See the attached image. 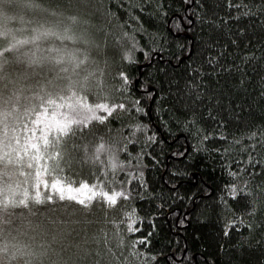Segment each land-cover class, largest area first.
I'll use <instances>...</instances> for the list:
<instances>
[{
  "label": "trees",
  "instance_id": "1",
  "mask_svg": "<svg viewBox=\"0 0 264 264\" xmlns=\"http://www.w3.org/2000/svg\"><path fill=\"white\" fill-rule=\"evenodd\" d=\"M42 2L46 8L88 21L78 27L94 41L89 55L95 63L90 67L102 69L107 93L99 92L96 81L90 80V101L127 106L67 138L62 146L64 175L76 185L82 181L97 185V193L101 187L112 188L111 169L105 175L102 165L86 159L84 146L91 153L101 137L123 145L131 139V125L148 126L147 133L136 131V140L120 152V158L131 164H136V153L143 152L140 165L146 186L137 180L125 184L130 198L109 206L96 195L87 212L73 215L68 211L80 207L74 201L57 198L35 206L34 219L50 233L65 229L66 239L53 247L59 251L71 241L61 253L69 264H264V147L251 153L250 163L246 148L254 143L248 132L264 131V0H231V7L229 0ZM7 15L17 29H23L24 16L55 19L46 11L28 12L22 0H12ZM130 37L141 45L134 50L133 61L124 58L132 47ZM146 50L148 58L143 55ZM120 72L131 81L126 89ZM134 101L143 111L135 110ZM192 120L206 132H222L226 139L209 137L198 149ZM153 132L155 140L145 144V136ZM221 146L226 153L217 151ZM229 171L237 175L229 176ZM126 172L117 173L115 187ZM233 182L241 186L247 182L259 193L260 202L258 212L248 217L253 227L225 235L226 218L233 211H245L243 198L229 200L225 195L233 211L221 203L223 186ZM130 210L142 219L135 234L126 231L124 214ZM49 217L68 223L53 224ZM180 219L185 222L180 224ZM137 236L147 242L132 245ZM133 247L139 249V258L131 255ZM37 260L49 264V257ZM14 264H23V259Z\"/></svg>",
  "mask_w": 264,
  "mask_h": 264
},
{
  "label": "snow or ice",
  "instance_id": "2",
  "mask_svg": "<svg viewBox=\"0 0 264 264\" xmlns=\"http://www.w3.org/2000/svg\"><path fill=\"white\" fill-rule=\"evenodd\" d=\"M11 2L0 0V264H5V261L14 264L17 258H22L23 264H42L37 257H49V264H69L61 253L71 241L59 251L53 247L58 240L66 239L65 229L50 233L42 221L34 219L37 216L35 206L57 198L74 201L80 207L68 211V215H73L87 212L96 195L109 206L130 198V188L125 184L137 180L140 185L146 186L140 165L143 152L136 153V164L122 160L120 152L127 151L126 144L136 140V131L147 133L148 126L140 123L131 125V139L123 145L108 143L101 137V142L94 145L91 153L87 151V145L84 146L86 159L102 165L105 175H109L108 169H111L112 188L105 190L101 187L97 193V185L86 181L76 185L66 177L61 161L64 154L62 146L67 138L78 128L92 121L103 122L114 110L127 106L107 100L91 102L89 99L90 80L96 81L99 92H103L104 84L102 69L90 67L95 63L89 55L94 41L87 30L78 27L87 23V19L78 14L46 8L42 0H22L28 12L46 11L55 19L24 16L20 20L26 30L17 29L9 23L11 18L7 15ZM229 6H232L231 0ZM176 26L179 27L178 21ZM130 39L132 47L125 51L124 58L133 61L134 50L141 45L134 37ZM143 55L148 58L150 52L146 50ZM119 76L123 81L122 87L126 89L131 83L129 76L125 72H120ZM103 94L107 96L106 92ZM148 95L151 96V92ZM133 103L136 111H143L138 101ZM191 131L198 138V149L209 137L226 139L222 132H206L196 120L191 121ZM247 136L254 141L246 145L250 163L253 159L251 153L257 151L258 146L264 147V131H250ZM153 140L154 132L145 136V144ZM217 151L226 153L227 149L221 146ZM125 169V179L120 181L119 187H115L117 173ZM227 174L232 177L237 175L235 171ZM246 184L244 182L245 186H241L233 182L223 186L225 192L220 199L226 211L233 210L228 206L225 195L229 200L243 198L245 201V211L239 214L233 211V215L226 218L225 235L230 230L254 226L249 223L248 217L258 212L259 193L253 192ZM124 215L126 231L135 234L142 226L141 217L132 210ZM49 220L53 224L68 223L51 217ZM184 222L183 219L179 221L180 224ZM146 242L144 236L131 240L132 245ZM37 244L40 246L37 247ZM131 255L139 258V249L133 247Z\"/></svg>",
  "mask_w": 264,
  "mask_h": 264
},
{
  "label": "rangeland",
  "instance_id": "3",
  "mask_svg": "<svg viewBox=\"0 0 264 264\" xmlns=\"http://www.w3.org/2000/svg\"><path fill=\"white\" fill-rule=\"evenodd\" d=\"M0 259H2V258H0Z\"/></svg>",
  "mask_w": 264,
  "mask_h": 264
}]
</instances>
